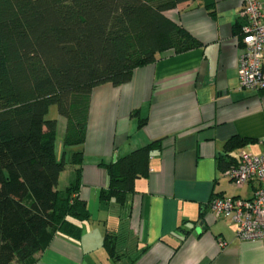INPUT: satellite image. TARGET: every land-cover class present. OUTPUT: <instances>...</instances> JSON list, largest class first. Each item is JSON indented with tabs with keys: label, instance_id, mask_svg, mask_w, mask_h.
Returning <instances> with one entry per match:
<instances>
[{
	"label": "crops",
	"instance_id": "1",
	"mask_svg": "<svg viewBox=\"0 0 264 264\" xmlns=\"http://www.w3.org/2000/svg\"><path fill=\"white\" fill-rule=\"evenodd\" d=\"M209 1L167 12L200 47L160 55L129 82L93 89L82 146L63 147L68 123L56 117L67 161L58 187L77 180L72 159L83 151L81 196L90 217L79 221V235L57 232L30 264H264V242L238 239L236 223L210 209L214 194L253 195L256 184L233 186L219 160L264 151V90L240 85L244 0H215L213 11ZM156 140L160 150L126 206L102 197L106 164ZM106 238L115 241L117 258Z\"/></svg>",
	"mask_w": 264,
	"mask_h": 264
},
{
	"label": "trees",
	"instance_id": "2",
	"mask_svg": "<svg viewBox=\"0 0 264 264\" xmlns=\"http://www.w3.org/2000/svg\"><path fill=\"white\" fill-rule=\"evenodd\" d=\"M188 1L0 0V264H30L57 232L79 235V221L90 217L81 196L83 151L72 159L77 180L58 187L67 161L56 152L50 107L67 119L63 147L82 146L96 86L129 82L160 55L202 45L167 14ZM207 6L213 11L215 0ZM156 150L157 140L106 164L102 197L126 206ZM238 162L222 157L220 170ZM105 244L117 258L115 241Z\"/></svg>",
	"mask_w": 264,
	"mask_h": 264
},
{
	"label": "built area",
	"instance_id": "3",
	"mask_svg": "<svg viewBox=\"0 0 264 264\" xmlns=\"http://www.w3.org/2000/svg\"><path fill=\"white\" fill-rule=\"evenodd\" d=\"M242 14L248 24L243 28L239 78L244 89H264V2L244 0ZM231 184L243 187L256 184L251 197L216 195L210 209L216 217H229L237 225L236 236L245 241L264 242V151H242L239 162L222 172Z\"/></svg>",
	"mask_w": 264,
	"mask_h": 264
},
{
	"label": "rangeland",
	"instance_id": "4",
	"mask_svg": "<svg viewBox=\"0 0 264 264\" xmlns=\"http://www.w3.org/2000/svg\"><path fill=\"white\" fill-rule=\"evenodd\" d=\"M59 116V112H58V107H57V105H52L51 107H50V110H49V112H48V115H47V117H49V118H54V117H58ZM61 142H60V139L59 138H57V142H56V150H57V152H58V155H59V157H60V155H61ZM62 150H63V147H62Z\"/></svg>",
	"mask_w": 264,
	"mask_h": 264
},
{
	"label": "water",
	"instance_id": "5",
	"mask_svg": "<svg viewBox=\"0 0 264 264\" xmlns=\"http://www.w3.org/2000/svg\"><path fill=\"white\" fill-rule=\"evenodd\" d=\"M116 160V159H115Z\"/></svg>",
	"mask_w": 264,
	"mask_h": 264
}]
</instances>
